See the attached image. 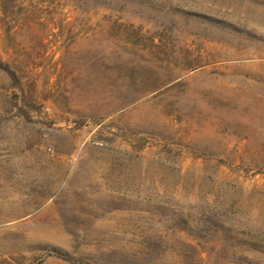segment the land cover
<instances>
[{"label":"rangeland","instance_id":"1","mask_svg":"<svg viewBox=\"0 0 264 264\" xmlns=\"http://www.w3.org/2000/svg\"><path fill=\"white\" fill-rule=\"evenodd\" d=\"M0 61V264H264V0H0Z\"/></svg>","mask_w":264,"mask_h":264},{"label":"trees","instance_id":"2","mask_svg":"<svg viewBox=\"0 0 264 264\" xmlns=\"http://www.w3.org/2000/svg\"><path fill=\"white\" fill-rule=\"evenodd\" d=\"M0 70L5 71L13 80L14 83H17L18 76L17 73L9 66V64L4 63L0 61ZM57 256L60 257L63 260L70 261L71 258H69L68 255L63 254L61 252H56Z\"/></svg>","mask_w":264,"mask_h":264}]
</instances>
